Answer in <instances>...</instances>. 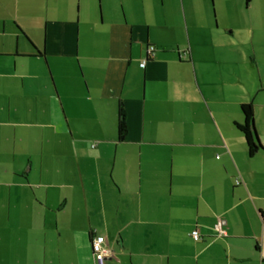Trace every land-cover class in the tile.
Returning <instances> with one entry per match:
<instances>
[{"label": "crops", "instance_id": "0c3cea01", "mask_svg": "<svg viewBox=\"0 0 264 264\" xmlns=\"http://www.w3.org/2000/svg\"><path fill=\"white\" fill-rule=\"evenodd\" d=\"M241 103L264 147V0H0V264H264Z\"/></svg>", "mask_w": 264, "mask_h": 264}, {"label": "trees", "instance_id": "16d2710c", "mask_svg": "<svg viewBox=\"0 0 264 264\" xmlns=\"http://www.w3.org/2000/svg\"><path fill=\"white\" fill-rule=\"evenodd\" d=\"M35 56L42 57L44 56V53L38 51L37 55ZM239 105L241 108V112L243 114L244 121L242 123H235V127L237 131L242 133L244 136L248 156L253 157L257 152L264 150V147L261 145V141L255 129L254 108L250 103H246V104L241 103ZM123 112L124 111L120 106L118 112L119 118L117 125L120 140L124 139V137L127 134V128H126L127 124H126L125 114ZM239 183H240L239 180H237L235 184L239 185Z\"/></svg>", "mask_w": 264, "mask_h": 264}, {"label": "built area", "instance_id": "2783aa9c", "mask_svg": "<svg viewBox=\"0 0 264 264\" xmlns=\"http://www.w3.org/2000/svg\"><path fill=\"white\" fill-rule=\"evenodd\" d=\"M147 54L149 57L151 55H154V49L153 47H148L147 48ZM147 62L145 60L142 61L141 67H145ZM214 230L217 233V237H226L227 232L223 229L221 221L217 222L214 226ZM191 236L195 241H200L201 240V235L198 230L194 231ZM106 241L102 236L95 235L91 238V243L92 245V251L94 255V259L96 264H105L106 263V257L109 256V251L106 248Z\"/></svg>", "mask_w": 264, "mask_h": 264}, {"label": "rangeland", "instance_id": "374dc122", "mask_svg": "<svg viewBox=\"0 0 264 264\" xmlns=\"http://www.w3.org/2000/svg\"><path fill=\"white\" fill-rule=\"evenodd\" d=\"M244 4H245V3H244ZM243 9H244V10H243ZM243 9H242L241 12H239V13H240L239 15L242 14L241 16H243L241 20L248 19V20L250 21L251 14H255V13L257 12L256 7L253 8L252 10H248L247 8H245V6H243ZM241 16H240V17H241ZM240 17H239V18H240ZM239 18H237L236 15H235V16H231V17L229 18L230 21H229V24H228V25H234V26H236V24H239V23H240V22H238V21H239ZM220 28H221V27H220Z\"/></svg>", "mask_w": 264, "mask_h": 264}]
</instances>
